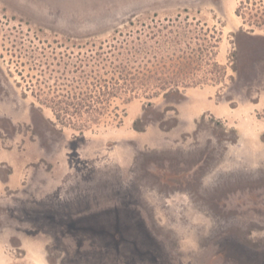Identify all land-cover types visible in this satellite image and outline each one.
<instances>
[{"label":"rangeland","instance_id":"obj_1","mask_svg":"<svg viewBox=\"0 0 264 264\" xmlns=\"http://www.w3.org/2000/svg\"><path fill=\"white\" fill-rule=\"evenodd\" d=\"M258 99L264 146V0H0V264H264V150L216 110Z\"/></svg>","mask_w":264,"mask_h":264},{"label":"crops","instance_id":"obj_2","mask_svg":"<svg viewBox=\"0 0 264 264\" xmlns=\"http://www.w3.org/2000/svg\"><path fill=\"white\" fill-rule=\"evenodd\" d=\"M259 102L260 100L258 99L257 101L253 103L249 101L242 102L241 104H236V105L221 103L216 106V110L222 113L221 117L223 118V122L224 123L231 122L234 129H236L237 131V142L236 143L240 142V140L244 142V145L242 147H239L238 150L243 152L245 156H248L250 158H251V155L256 154L257 152L261 153L264 150V146L261 145V139H260L261 132L256 133L252 129V122H254L255 119L257 120L259 118L257 116V113H258L257 104ZM212 105H215V104H211V107H210L211 109H213ZM208 109L209 108L207 107V108H203L199 110V108L194 107L192 108L191 113L194 116H197L199 113H202L203 111H207ZM240 111L244 112L243 114H246L247 119L240 118L242 116V114L239 113ZM237 113L241 114V115H238L240 116L239 117L240 119L239 118L237 119L236 117ZM21 155L25 159H27V149L26 148H22ZM250 158L248 159V161H251ZM1 161H6V160L2 159ZM22 175L23 174H21V170H19V168L12 166L6 181L3 183L0 180V192L3 189V185H7L8 187H11V188H16L19 185V183H21ZM48 175H49V172H48ZM50 178L51 176L49 175V179ZM54 183H57V180L53 178L50 180L49 184L52 185Z\"/></svg>","mask_w":264,"mask_h":264},{"label":"trees","instance_id":"obj_3","mask_svg":"<svg viewBox=\"0 0 264 264\" xmlns=\"http://www.w3.org/2000/svg\"><path fill=\"white\" fill-rule=\"evenodd\" d=\"M234 69V68H233ZM181 74L182 72H178ZM184 79V78H183ZM171 83V86H167L164 88L165 91V96L168 93L178 91V86L176 82V77L172 76L171 79L169 80ZM186 81V80H184ZM94 85V84H93ZM102 86V85H101ZM97 92V96L96 95ZM99 92L100 89L97 88V86L94 85V88L92 89L90 86H88L85 94H83L84 98L82 99H88L90 98L91 101L94 100V98L99 97ZM104 94L106 93L103 92ZM82 95V93H81ZM66 99H73L75 97V93L72 92L71 90H68V92L65 95H62ZM51 111L53 112V115L57 121H59L63 125H71L72 124V119L75 116H79L82 114V112L87 113L91 115L92 113L96 112L98 109L96 108V105L92 102H85V101H80V102H74V101H63V102H57L53 105L50 106ZM140 119H135L133 121V128L136 130H142L141 127L137 126V123ZM2 181V180H1ZM4 182V181H2Z\"/></svg>","mask_w":264,"mask_h":264}]
</instances>
